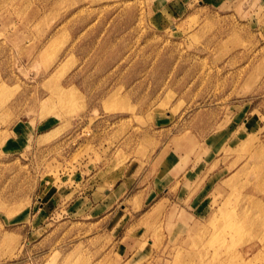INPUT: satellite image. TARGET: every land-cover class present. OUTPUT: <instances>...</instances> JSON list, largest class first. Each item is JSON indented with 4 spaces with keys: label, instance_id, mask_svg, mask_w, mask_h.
<instances>
[{
    "label": "rangeland",
    "instance_id": "obj_1",
    "mask_svg": "<svg viewBox=\"0 0 264 264\" xmlns=\"http://www.w3.org/2000/svg\"><path fill=\"white\" fill-rule=\"evenodd\" d=\"M0 264H264V0H0Z\"/></svg>",
    "mask_w": 264,
    "mask_h": 264
},
{
    "label": "crops",
    "instance_id": "obj_2",
    "mask_svg": "<svg viewBox=\"0 0 264 264\" xmlns=\"http://www.w3.org/2000/svg\"><path fill=\"white\" fill-rule=\"evenodd\" d=\"M158 162H159V165L157 167L156 179H158V181H160V184L163 185L164 183L163 179L165 177L172 176L174 172L179 168L178 167L179 159L174 158L173 153H170V155H168L165 158L162 157L161 161H158ZM129 186L130 185L129 184L127 185V182L124 180L117 184V186L115 187V190L123 188L124 189L123 191H125V189Z\"/></svg>",
    "mask_w": 264,
    "mask_h": 264
}]
</instances>
